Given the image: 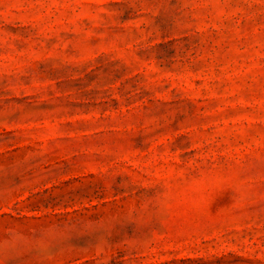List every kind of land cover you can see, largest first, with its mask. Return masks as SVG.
I'll list each match as a JSON object with an SVG mask.
<instances>
[{
    "label": "rangeland",
    "instance_id": "1",
    "mask_svg": "<svg viewBox=\"0 0 264 264\" xmlns=\"http://www.w3.org/2000/svg\"><path fill=\"white\" fill-rule=\"evenodd\" d=\"M0 264H264V0H0Z\"/></svg>",
    "mask_w": 264,
    "mask_h": 264
}]
</instances>
